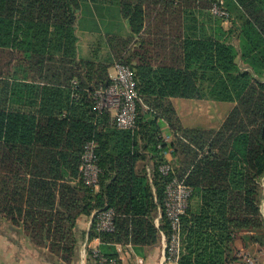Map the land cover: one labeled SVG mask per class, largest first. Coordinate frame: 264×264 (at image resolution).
<instances>
[{"label": "trees", "instance_id": "1", "mask_svg": "<svg viewBox=\"0 0 264 264\" xmlns=\"http://www.w3.org/2000/svg\"><path fill=\"white\" fill-rule=\"evenodd\" d=\"M227 1L239 11L237 45L222 18L198 35L210 0H0V219L71 264L87 234L79 219L114 207L116 230L89 236L121 264L112 244L171 235L169 176L159 170L170 152L196 198L182 217L178 264L238 263L237 238L264 245V0ZM103 5L118 7L129 32L105 34V58L82 57L79 16ZM115 61L135 72V129L118 128L95 105V92L114 82ZM172 97L235 106L219 128H195L183 125ZM90 140L102 168L97 187L74 182Z\"/></svg>", "mask_w": 264, "mask_h": 264}, {"label": "built area", "instance_id": "2", "mask_svg": "<svg viewBox=\"0 0 264 264\" xmlns=\"http://www.w3.org/2000/svg\"><path fill=\"white\" fill-rule=\"evenodd\" d=\"M209 10L215 16L229 17L230 10L225 6L224 0H210ZM115 74L112 75L114 82L108 87H101L95 92V105L99 110L107 109L111 113L112 122L122 129L137 128L138 100L140 92L133 68L127 64L115 61L113 65ZM168 125L166 124L165 127ZM171 135V133H170ZM168 141V140H167ZM169 153L167 152V155ZM151 175L150 168H148ZM159 170L163 175L169 176L166 183V195L164 200V210L171 226V235L166 237L161 231L165 242L164 257L167 260L177 261L184 250V229L182 217L191 204L194 195V188L186 183L185 177H180L174 171L173 162L159 165ZM102 168L99 163L97 144L90 140L85 144L81 157L79 180L87 185L97 187L100 183ZM162 216L160 213L157 218ZM94 229L98 233L113 232L116 230V210L114 207H106L95 210L90 217L87 234L82 243L81 262L87 264L90 254L97 264H119L117 258L105 255L99 248V238L90 239L89 231ZM92 241L99 244L93 245ZM236 255L243 264H258V257L247 248L237 249Z\"/></svg>", "mask_w": 264, "mask_h": 264}, {"label": "crops", "instance_id": "3", "mask_svg": "<svg viewBox=\"0 0 264 264\" xmlns=\"http://www.w3.org/2000/svg\"><path fill=\"white\" fill-rule=\"evenodd\" d=\"M209 7L206 8L204 12L209 11L210 13ZM199 19L201 20L200 17ZM222 26L228 32L227 34H229L228 30L230 29L235 30L232 33V35L235 37V33H236L235 28L237 27L236 25H231V27L229 28L224 25ZM209 29L211 30L210 33H214L215 25H212L211 28ZM199 30L200 29L197 28L198 35H199ZM228 39L230 40V42L237 45L236 43L233 42L231 36H229ZM79 53L83 55V57H91V56H86L88 54L87 50L84 52H82L81 50ZM92 55L94 54L92 53ZM113 71L114 69L112 66L110 69V74H112ZM177 98H182V97H172L171 100L177 110V113L183 125L188 126L185 122V119L183 118L182 113L179 112L178 103L176 101ZM186 99H195L196 104H193V102L190 103L191 101H185V100L180 101V107L182 108V110L185 111L186 109H188L190 111L192 109V112H194L198 117L203 118L205 121L203 126H197L195 128H205V129L219 128L221 124L223 123L224 119L226 118V116L235 106V102L226 101V102H232L234 103V105L229 110L227 115L222 118L220 117V114L222 113L220 112V110L223 108L219 105H215L214 103H211V101L215 99H211V98H203V99L186 98ZM218 101H221V100H218ZM193 106L196 107L194 109L195 111H193ZM188 127H192V126H188ZM167 157L168 159L173 160V157L171 154H168ZM78 180L79 178H76L74 182ZM262 210L264 213L263 208ZM90 217L91 216L80 218L79 227L85 229L86 231L89 225ZM155 222L157 225H159V223H157V218ZM245 241L246 240L244 239L237 238L236 240L237 249L247 247L246 245H244ZM165 242H166V239L161 233V236L159 237L158 241L150 245H136V244H133L132 242L115 243L112 245L114 247V251L118 254V258L121 261V264H178L177 261H171V260L165 259L164 257ZM247 243H249V245L251 244L253 246L254 245L258 246L259 252H257L258 253L257 255L258 257H260L259 264H264V245L257 244V243H251L248 241ZM92 244L97 245L99 243L97 241H92ZM12 257L14 260L19 259L18 261L13 260V264H64V263L56 262L55 260H53L48 254L47 249L44 248L40 250L38 247L33 245L26 236L22 235L18 230L13 229V227L8 221L0 219V258H5V261L0 260V264H7L8 263L7 261H9ZM79 257L80 255L78 256V258ZM9 264H12V261H9ZM71 264H79V263L78 261H73V263ZM88 264H95V262L93 259H89ZM235 264H242V263L238 262Z\"/></svg>", "mask_w": 264, "mask_h": 264}, {"label": "rangeland", "instance_id": "4", "mask_svg": "<svg viewBox=\"0 0 264 264\" xmlns=\"http://www.w3.org/2000/svg\"><path fill=\"white\" fill-rule=\"evenodd\" d=\"M228 1L224 0V4L225 6H228ZM230 16L229 17H218L215 16L214 14H212L211 12L209 13V11H206L203 15H200L202 17H204L203 19H199L200 21L198 22V27L200 29V26H205L206 30L208 33L211 32V30L209 28H211L212 25H215L216 27V23H218V21H220V18H222V25L226 26V27H231V25H235L233 24V20L236 21V19L238 18L237 14L239 13V11L235 12L233 10L232 7H230ZM229 9V8H228ZM127 22L120 16V13L118 11V7L117 6H105L103 5L100 10H94L91 9L90 7L85 8L82 12V14H80L79 16V21L77 23V27H76V32L77 35L79 37V41H78V52H80L82 50V52L84 51H88V54L86 56H91L92 58H94L95 56L100 57V58H105L109 52V47L107 44V40L105 37V34L107 32H120L123 34H127L129 29L127 27ZM232 37V40L234 43H238V40L236 37H234L233 35H230ZM108 51V52H107ZM92 53L94 55H92ZM80 56L83 57V55H81L79 53ZM115 64V62L113 63V65ZM114 69V68H113ZM115 74V71H113L112 75ZM191 101L190 103L193 102V104H196V100L195 99H186V98H177V103H178V107H179V112L182 113L183 118L185 119V122L188 126H203L204 125V119L198 117L194 112H192V109L189 111L188 109H186L185 111L182 110V108L180 107V101ZM200 102V100H199ZM197 102V103H199ZM211 103H214L215 105H219L221 106L223 109L220 110V112H222L220 114V117H225L227 115V113L229 112V110L233 107L234 103L232 102H226V101H218V100H213L211 101ZM196 107L193 106V111H195ZM190 120V121H189ZM170 131L168 129V127L164 126V136L165 139L168 141H172L173 136L172 133L170 135ZM169 154H171L170 152H168ZM173 162V160H171ZM174 165V163H173ZM263 185H264V180H263ZM196 202V198H194V200H192V202ZM262 208L264 209V201H263V205ZM83 243V242H82ZM247 249L251 250L257 257H258V253L259 249L258 246L256 245H249L246 247ZM83 247L81 246L80 248V257H79V262H81V252H82ZM0 260H4L5 258H0ZM13 257L9 260L12 261L13 264ZM14 260V261H18ZM240 260V261H239ZM238 262H242L241 259H239ZM7 261V260H6ZM9 261H7L6 263L9 264ZM173 261V260H171ZM260 261V257H258V264ZM88 264V262H87Z\"/></svg>", "mask_w": 264, "mask_h": 264}]
</instances>
